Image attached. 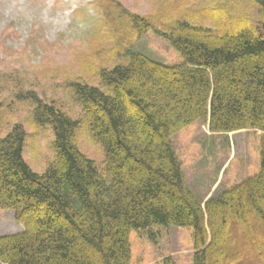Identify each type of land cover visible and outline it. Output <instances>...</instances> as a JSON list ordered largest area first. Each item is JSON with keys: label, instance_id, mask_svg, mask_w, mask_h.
<instances>
[{"label": "trees", "instance_id": "1", "mask_svg": "<svg viewBox=\"0 0 264 264\" xmlns=\"http://www.w3.org/2000/svg\"><path fill=\"white\" fill-rule=\"evenodd\" d=\"M164 1L150 16L117 12L134 39L123 44V63L99 71L98 86L68 84L77 117L34 91L16 95L30 104L32 126L53 135L42 172L24 160L22 125L1 134L0 105V210L23 227L0 236V264H130L131 232L156 242L161 227L192 230V264H264V137L258 173L206 200L189 188L171 140L196 122L214 134L264 132V0H246L257 7L256 26L228 16L226 5L202 13L212 26L190 23ZM149 32L182 62L138 53ZM83 131L102 149V170L77 146Z\"/></svg>", "mask_w": 264, "mask_h": 264}, {"label": "rangeland", "instance_id": "2", "mask_svg": "<svg viewBox=\"0 0 264 264\" xmlns=\"http://www.w3.org/2000/svg\"><path fill=\"white\" fill-rule=\"evenodd\" d=\"M99 1L98 6L94 0H0L1 134L14 124L23 126L27 135L23 157L36 173L53 159V135L48 128L32 126L30 104L18 102L16 95L34 91L43 101L54 102L77 117L80 108L71 99L68 84L79 81L98 86L99 71L123 63V44L134 39L131 41L123 24L125 19L117 12L122 9L150 16L162 0ZM165 1L164 9L174 7L190 23L201 21L202 13L209 8L222 5L227 6L231 18L246 17L251 25L261 21L257 7L246 0H188L186 6L179 8L175 7L176 0ZM217 17L214 16L218 22ZM116 25L119 29H115ZM134 49L162 65L182 62L170 43L152 32L139 40ZM263 137L264 132L255 130L214 134L207 123L196 122L174 134L171 140L189 188L198 199L206 200L216 191L230 189L258 173ZM77 146L102 170V149L86 132L79 133ZM22 231L12 211L0 210V236ZM153 234L156 242L146 233L131 232L130 264H162L167 257L176 264H192L195 250L191 229L161 227Z\"/></svg>", "mask_w": 264, "mask_h": 264}]
</instances>
